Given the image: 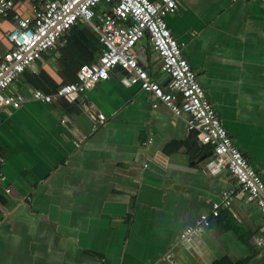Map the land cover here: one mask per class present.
<instances>
[{
  "label": "crops",
  "instance_id": "1",
  "mask_svg": "<svg viewBox=\"0 0 264 264\" xmlns=\"http://www.w3.org/2000/svg\"><path fill=\"white\" fill-rule=\"evenodd\" d=\"M14 2V13L29 16L34 0ZM166 22L233 144L264 184L263 6L177 0ZM0 24L9 31L12 22ZM6 30H0V59L9 45ZM89 42L91 55L79 46ZM100 50L96 35L78 23L66 44L43 54L10 86L24 100L0 112L6 178L0 264H264V246L252 239L264 237V214L254 199L228 172L208 174L211 147L188 132L183 118L163 106L153 109L150 95L129 85L122 70L71 103L32 99L35 90L53 93L75 80L78 62L95 61ZM135 53L168 90L148 39ZM225 192L230 206L221 203L215 218L212 205ZM197 225L201 231L180 238Z\"/></svg>",
  "mask_w": 264,
  "mask_h": 264
},
{
  "label": "built area",
  "instance_id": "2",
  "mask_svg": "<svg viewBox=\"0 0 264 264\" xmlns=\"http://www.w3.org/2000/svg\"><path fill=\"white\" fill-rule=\"evenodd\" d=\"M256 1L264 8V0ZM14 4V0H0V23L10 20L13 25L5 34L10 47L0 59V112L17 109L23 102L20 94L10 91L18 77L57 44H66L74 25L84 24L100 45L96 60L80 65L73 82L58 86L53 93L35 90L32 99L44 104L55 100L71 103L79 94L108 80L111 71L119 68L129 85H138L150 95L153 109L163 106L183 118L188 132L211 147L213 157L205 164L206 172H228L264 214V184L260 175L233 144L198 83L196 72L182 55L184 44L175 39L167 25L166 17L176 12L177 0H34L27 17L14 13ZM144 38L161 60V72L169 80L168 90L150 77L136 56L135 49ZM104 119L103 114H97L100 123ZM5 181L0 170V184ZM4 192L10 194L11 189L5 187ZM221 203L230 206L228 193H222L221 202L212 205L211 215L215 218ZM205 219L202 216L200 222ZM198 231L199 225L188 227L180 238L186 240ZM252 239L256 246H264V237Z\"/></svg>",
  "mask_w": 264,
  "mask_h": 264
},
{
  "label": "trees",
  "instance_id": "3",
  "mask_svg": "<svg viewBox=\"0 0 264 264\" xmlns=\"http://www.w3.org/2000/svg\"><path fill=\"white\" fill-rule=\"evenodd\" d=\"M97 38V37H96ZM98 41V40H97ZM79 46H80V48H81V51L82 52H86L88 55H91V54H93V50L95 49V45H94V43L93 42H89V43H82V44H80L79 43ZM87 55V56H88ZM89 57V56H88ZM87 57V58H88ZM91 61H89L88 59H86V60H84L83 62H78V67H76V68H79V66L80 65H82V64H84V63H90ZM70 65V66H69ZM66 68L68 69V70H70V68H74V66H73V64L72 63H70V64H66ZM74 81V80H73ZM72 81V82H73ZM71 82V81H70Z\"/></svg>",
  "mask_w": 264,
  "mask_h": 264
},
{
  "label": "water",
  "instance_id": "4",
  "mask_svg": "<svg viewBox=\"0 0 264 264\" xmlns=\"http://www.w3.org/2000/svg\"><path fill=\"white\" fill-rule=\"evenodd\" d=\"M12 27H13V25H10V27H9V31L12 30ZM0 30H3V31H4V30H6V29H5L4 26H2V25L0 24ZM6 31H7V30H6ZM9 47H10V44L8 45L7 48H9ZM7 48H6V49H7ZM3 53H4V52H3ZM165 78L168 79V76H165ZM161 84H162V83H161ZM162 85H163V84H162ZM164 85H165V84H164ZM199 145H200V144H199Z\"/></svg>",
  "mask_w": 264,
  "mask_h": 264
}]
</instances>
